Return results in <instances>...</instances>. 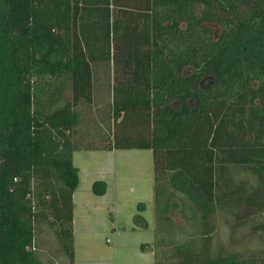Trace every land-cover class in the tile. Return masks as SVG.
<instances>
[{
	"label": "trees",
	"instance_id": "16d2710c",
	"mask_svg": "<svg viewBox=\"0 0 264 264\" xmlns=\"http://www.w3.org/2000/svg\"><path fill=\"white\" fill-rule=\"evenodd\" d=\"M256 54L264 0H0V264H43L39 225L74 263L72 154L92 148L151 149L156 263L264 264L263 248L217 238L222 225L264 234ZM101 89L108 130L90 133ZM176 213L190 230L171 231Z\"/></svg>",
	"mask_w": 264,
	"mask_h": 264
},
{
	"label": "rangeland",
	"instance_id": "374dc122",
	"mask_svg": "<svg viewBox=\"0 0 264 264\" xmlns=\"http://www.w3.org/2000/svg\"><path fill=\"white\" fill-rule=\"evenodd\" d=\"M209 27L216 34L220 29L217 24H210ZM246 42L241 45L248 47ZM241 45L234 47L232 52H240ZM249 50L252 51V48ZM258 57L264 61L263 56ZM106 93L103 89L94 92L91 110L86 115L83 109L81 111L86 117L80 129L91 133L95 123L99 127H106L101 122L106 109L101 100ZM106 139L97 138L96 144L107 145ZM84 145L85 142L79 146ZM72 162L78 169L79 179L73 193V264H158L154 245L156 223L151 149H75ZM94 181H104L106 190L103 194L92 191ZM178 197L184 198L181 194ZM170 217L172 232L191 229L182 213L170 214ZM247 229L232 231L222 225L217 238L221 243L229 240L231 243L227 245L241 244L246 253H251L253 249H264V234H261V239L249 241L251 234ZM162 248L168 251L173 246L166 244ZM36 249L43 264H65L54 233L43 225L38 228ZM170 255L173 256V249ZM168 264H173V259Z\"/></svg>",
	"mask_w": 264,
	"mask_h": 264
},
{
	"label": "flooded vegetation",
	"instance_id": "af4514ba",
	"mask_svg": "<svg viewBox=\"0 0 264 264\" xmlns=\"http://www.w3.org/2000/svg\"><path fill=\"white\" fill-rule=\"evenodd\" d=\"M244 9H245V6L243 7ZM210 24H217V23H207V22H205L203 25L204 26H209ZM218 25V24H217ZM220 27V26H219ZM215 33V32H214ZM216 34V33H215Z\"/></svg>",
	"mask_w": 264,
	"mask_h": 264
}]
</instances>
